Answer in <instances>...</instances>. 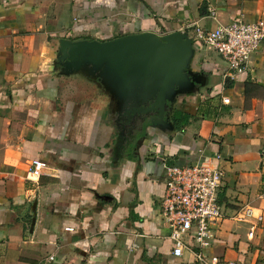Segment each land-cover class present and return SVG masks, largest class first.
I'll list each match as a JSON object with an SVG mask.
<instances>
[{"label": "crops", "instance_id": "obj_1", "mask_svg": "<svg viewBox=\"0 0 264 264\" xmlns=\"http://www.w3.org/2000/svg\"><path fill=\"white\" fill-rule=\"evenodd\" d=\"M237 19L264 20V0H0V264H197L171 254L159 213L163 160L217 155L225 217L203 253L264 264V41L231 74L192 39L204 82L177 97L168 117L174 124L181 109L187 123L170 135L151 128L136 150L115 146L114 96L100 79L55 64L61 38L163 35ZM33 159L50 168L31 180ZM244 206L263 216L252 238L233 218Z\"/></svg>", "mask_w": 264, "mask_h": 264}, {"label": "built area", "instance_id": "obj_2", "mask_svg": "<svg viewBox=\"0 0 264 264\" xmlns=\"http://www.w3.org/2000/svg\"><path fill=\"white\" fill-rule=\"evenodd\" d=\"M192 39L220 56L228 72L239 74L247 69L251 53L264 41V20L246 22L237 19L208 30L195 25ZM223 101L228 102V98H223ZM218 159L217 155L184 164L164 159V188L159 197V213L168 230L173 256L181 257L187 252L197 264H246L203 253V249L213 241L215 227L225 217L218 200L223 176ZM49 168L47 162L33 159L26 177L38 179ZM233 218L248 223L247 236L252 238L263 216L250 206H244Z\"/></svg>", "mask_w": 264, "mask_h": 264}, {"label": "water", "instance_id": "obj_3", "mask_svg": "<svg viewBox=\"0 0 264 264\" xmlns=\"http://www.w3.org/2000/svg\"><path fill=\"white\" fill-rule=\"evenodd\" d=\"M190 30L193 26L163 35L143 31L104 41L61 38L55 64L64 75L81 72L94 81L100 79L114 97L137 99V106L118 104L109 110L126 115L153 112L151 126L170 135L175 126L165 117L167 109L177 97L198 92L197 84L204 82L202 73L193 70L196 47ZM146 103L147 107L139 106Z\"/></svg>", "mask_w": 264, "mask_h": 264}, {"label": "flooded vegetation", "instance_id": "obj_4", "mask_svg": "<svg viewBox=\"0 0 264 264\" xmlns=\"http://www.w3.org/2000/svg\"><path fill=\"white\" fill-rule=\"evenodd\" d=\"M98 79V78H97ZM149 104L139 105L140 107H147ZM114 108V105H111ZM170 107L165 113V117H169ZM153 112L141 113H118L113 111L112 121L115 129V146L119 143L120 146L134 148V150L142 148L146 145L149 139L151 128H153L149 121V116ZM155 129V127L153 128ZM158 130V128H157Z\"/></svg>", "mask_w": 264, "mask_h": 264}, {"label": "trees", "instance_id": "obj_5", "mask_svg": "<svg viewBox=\"0 0 264 264\" xmlns=\"http://www.w3.org/2000/svg\"><path fill=\"white\" fill-rule=\"evenodd\" d=\"M171 119L174 122V125L177 129H180L182 126H184L189 118L188 113L183 112L181 109L175 108L171 112Z\"/></svg>", "mask_w": 264, "mask_h": 264}, {"label": "rangeland", "instance_id": "obj_6", "mask_svg": "<svg viewBox=\"0 0 264 264\" xmlns=\"http://www.w3.org/2000/svg\"><path fill=\"white\" fill-rule=\"evenodd\" d=\"M208 52H211V53H213V54H215L216 56H218L214 51H212V50H208ZM98 82V84H103L102 83V81L100 80H98L97 81ZM113 99V101L115 102V105H118V104H120L121 106H123V107H134L135 105L137 106V104H135L136 103V101H138L137 99H134V98H119V97H117V96H115V97H113L112 98ZM139 105V104H138ZM171 106H173V105H171Z\"/></svg>", "mask_w": 264, "mask_h": 264}]
</instances>
